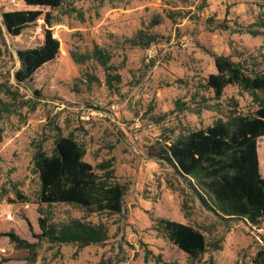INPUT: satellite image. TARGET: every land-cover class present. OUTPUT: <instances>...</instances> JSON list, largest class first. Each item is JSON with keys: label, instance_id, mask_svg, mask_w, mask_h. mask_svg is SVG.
<instances>
[{"label": "rangeland", "instance_id": "374dc122", "mask_svg": "<svg viewBox=\"0 0 264 264\" xmlns=\"http://www.w3.org/2000/svg\"><path fill=\"white\" fill-rule=\"evenodd\" d=\"M26 8L23 0H0V264H264V223L223 215L192 178L146 151L156 140L184 138L264 105V91L231 85L216 97L205 86L214 55L264 66V0H62L51 10L52 34L83 56L80 77L39 96L15 73L17 52L41 45L43 27L13 37L2 20L3 12ZM65 136L79 143L97 181L125 185L122 211L53 204L43 205V214L56 223L102 222L104 243L80 247L33 237L34 156L51 154ZM257 144L264 178V137ZM158 218L202 232L206 252L190 260L156 231ZM8 232L35 244L33 262Z\"/></svg>", "mask_w": 264, "mask_h": 264}, {"label": "trees", "instance_id": "16d2710c", "mask_svg": "<svg viewBox=\"0 0 264 264\" xmlns=\"http://www.w3.org/2000/svg\"><path fill=\"white\" fill-rule=\"evenodd\" d=\"M61 2L23 0L26 9L2 13L3 24L10 36H19L37 25L43 27L41 45L17 52L20 69L15 73V79L35 96L45 88L76 81L80 77L79 64L83 56L69 47L65 37L52 34L51 10ZM214 67L215 73L207 76L205 86L216 97L231 85L264 91V66L259 63L247 64L233 61L228 56L214 55ZM261 137H264V105L228 121H217L191 131L184 138L156 140L146 151L149 157L171 165L184 177L192 178L208 197L207 203L223 215L259 226L264 223V178L259 170L261 148L257 144ZM34 165L39 179V233L33 237L50 244H76L80 247L107 241L108 229L102 222L92 223L82 218L52 222L44 216L42 206L67 204L120 214L125 185L97 181L92 165L83 159L81 146L69 136L56 139L51 154L45 151L35 154ZM19 198L26 201L21 196ZM154 227L190 260L197 259L207 250L204 234L191 225L158 218ZM3 235L17 249L27 250L30 262L35 260L34 243L14 232ZM254 264L259 263L255 260Z\"/></svg>", "mask_w": 264, "mask_h": 264}, {"label": "crops", "instance_id": "0c3cea01", "mask_svg": "<svg viewBox=\"0 0 264 264\" xmlns=\"http://www.w3.org/2000/svg\"><path fill=\"white\" fill-rule=\"evenodd\" d=\"M258 152V151H257Z\"/></svg>", "mask_w": 264, "mask_h": 264}, {"label": "water", "instance_id": "95a60500", "mask_svg": "<svg viewBox=\"0 0 264 264\" xmlns=\"http://www.w3.org/2000/svg\"><path fill=\"white\" fill-rule=\"evenodd\" d=\"M7 31V30H6Z\"/></svg>", "mask_w": 264, "mask_h": 264}]
</instances>
